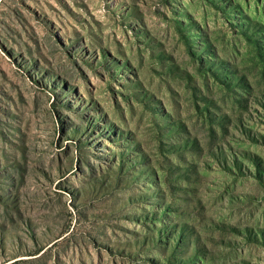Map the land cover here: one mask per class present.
I'll list each match as a JSON object with an SVG mask.
<instances>
[{
	"label": "rangeland",
	"instance_id": "1",
	"mask_svg": "<svg viewBox=\"0 0 264 264\" xmlns=\"http://www.w3.org/2000/svg\"><path fill=\"white\" fill-rule=\"evenodd\" d=\"M0 264H264V0H0Z\"/></svg>",
	"mask_w": 264,
	"mask_h": 264
}]
</instances>
